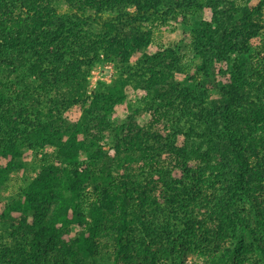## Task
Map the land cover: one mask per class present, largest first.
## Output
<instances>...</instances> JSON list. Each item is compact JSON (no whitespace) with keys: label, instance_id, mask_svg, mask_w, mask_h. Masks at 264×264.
Wrapping results in <instances>:
<instances>
[{"label":"trees","instance_id":"16d2710c","mask_svg":"<svg viewBox=\"0 0 264 264\" xmlns=\"http://www.w3.org/2000/svg\"><path fill=\"white\" fill-rule=\"evenodd\" d=\"M205 7L209 19L190 21ZM172 19L186 26L178 43L151 49L158 32L175 30ZM247 53L250 65L239 56ZM101 55L125 76L89 94ZM260 58L264 0H0V185L15 170L29 176L34 150L53 148L0 204V264H96L104 255L110 264H168L207 240L214 249L202 253L204 264H250L244 233L264 262ZM177 72L190 83L177 82ZM125 101L130 112L112 121ZM76 106L78 118L66 116ZM163 121L185 138L200 135L197 146L169 139L156 127ZM199 151L220 188L201 181Z\"/></svg>","mask_w":264,"mask_h":264},{"label":"rangeland","instance_id":"374dc122","mask_svg":"<svg viewBox=\"0 0 264 264\" xmlns=\"http://www.w3.org/2000/svg\"><path fill=\"white\" fill-rule=\"evenodd\" d=\"M257 0H251V2H256ZM61 7V11H65L66 9V5L65 4H60L59 5ZM58 7V4H57ZM210 17V10L209 8L205 7L203 9H201L200 11H198V13H196L195 15L190 17V21H193L195 23H198L199 20L201 19H209ZM193 19V20H192ZM171 24H175V30L174 31H170L168 34L165 33H160L158 32L157 37L155 41L151 42V44L149 45V47L153 50L157 49V48H161L164 47L165 45H175L178 43V40L182 34V32L185 29V25L183 23L180 22H176L175 20H171ZM192 23V22H191ZM162 43V46H160V43ZM260 44V37H255L251 40V45H252V49L251 51L256 54V56H254L255 58L260 57V55L258 56L257 53L258 51V47ZM177 47V46H176ZM238 54H234L232 56V58L234 56H237ZM102 56V55H101ZM240 57H242L241 59L243 61H245L247 63V65L252 64L251 63V59L247 54L241 55L239 54ZM262 56V54H261ZM101 61L96 62L95 64H93V66L90 68V72L89 75L87 77L88 79V87H87V93H91L92 90H94L99 82H103L104 84H111L115 78L119 77L120 74H123V76H125V72L123 71V69L121 67H119L115 61L113 60H109V59H105L103 56L101 57ZM135 56L132 57L130 59V64L134 65L135 64ZM232 60V59H231ZM262 63H264V58H260L259 59ZM110 66V68H107V66ZM5 63H3L2 61H0V68L5 67ZM221 65H219L218 63L215 65V67L213 66V71L215 70L216 72V76H214L212 79L215 80V78H218V68ZM249 68V67H247ZM22 71H24V68L22 69ZM106 77V79H99V76H103ZM95 76H97V78L95 79ZM175 80L179 83H190V82H186L185 80V74L183 73H175L174 76ZM0 79L4 80V75L3 73H0ZM12 81H15V77H11ZM26 81L29 82H33L36 83V78L32 75H28L26 77ZM18 86H22V84H18ZM3 88H5V86H2ZM9 93V91H8ZM132 107L134 108L135 106H133V104L131 103ZM131 110V106H128V102L125 101L123 103L117 104L114 108V111L112 112L113 114L110 116L112 121L115 120H119L123 117H125L127 115V113H129ZM66 116H68L69 118H78L79 114H80V109L78 106L73 107L70 111L65 112ZM185 117H182L180 119V127L182 130H186L188 128V123L187 120L184 119ZM150 119V112H145L143 113V115H141L140 117V123L147 125L148 120ZM161 126V130L168 135L169 139H173L176 142H178V144H182L183 141L187 140V146L189 147L191 145V148H195V146H197L195 144V142L199 141L201 138H199L200 135L193 133L191 136H187L185 138V136L179 132V128L176 122H173V124L168 123L167 125H165V122H160V124L156 125V127ZM194 138V139H193ZM193 150V149H191ZM53 148L51 147H47L44 148L42 150H34L33 154H32V159L30 161H26V167L28 169H30V173L28 174L29 176H26V174H21V172L15 170L12 173L9 174V176L6 178V180L3 182L2 185H0V204L3 203H8L11 199H13L14 197H16L18 195V192L20 190V185H24L27 184L30 176H35L36 175V160L38 157L42 156L44 153L50 154L52 153ZM198 154H201V159L203 158L202 156V151H199ZM167 157V156H166ZM161 159H163V156H161ZM197 160L195 161L197 164H199V176L201 178V181L207 186V191H211L212 190V186H216V188H220L221 185H223L224 183L220 182V180L218 179V177H216L209 169L206 168V164L203 162V159H199L196 158ZM4 162V158H2L0 156V163ZM163 164H167L168 168H171V163H169L168 159H164ZM164 168V167H162ZM134 172L136 173V178L138 181H142L146 175V170L143 169V171L137 167V170H134ZM158 173L155 172V174L152 176L154 178H157ZM220 192H224L222 190H220ZM240 204L244 205V198L240 199ZM156 224L157 221L155 220ZM78 228L76 226H72L71 227V234L75 235L77 232ZM135 230V229H134ZM143 232L140 230H137L135 233V236H141ZM232 235V234H230ZM243 238V241L246 243V247L243 251V258L250 264H264L263 260H262V256L259 252V250L256 248L255 244H253L251 237L248 234H243L240 235ZM210 239H212L211 237H209ZM229 240H232L231 242H228V245H238L235 244L234 242L235 239L232 238L231 236L228 238ZM214 242L213 241H209L207 240L204 241L203 243L200 244L199 247H197V249H195L194 251H190L188 253H186L184 256H174L173 258H169L168 264H204L203 262V255L202 253L206 250L208 251L209 249H214ZM206 247H208L207 249H205ZM96 264H110V260L109 257L107 255H104L102 257H98Z\"/></svg>","mask_w":264,"mask_h":264},{"label":"built area","instance_id":"2783aa9c","mask_svg":"<svg viewBox=\"0 0 264 264\" xmlns=\"http://www.w3.org/2000/svg\"><path fill=\"white\" fill-rule=\"evenodd\" d=\"M107 68H110V66L108 65ZM102 75H103V73H102ZM96 78H97V76H95V79H96ZM99 79H106V77H105L104 75H103V76L100 75V76H99Z\"/></svg>","mask_w":264,"mask_h":264}]
</instances>
